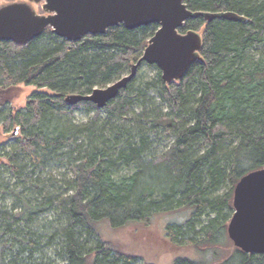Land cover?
Wrapping results in <instances>:
<instances>
[{
	"label": "trees",
	"instance_id": "16d2710c",
	"mask_svg": "<svg viewBox=\"0 0 264 264\" xmlns=\"http://www.w3.org/2000/svg\"><path fill=\"white\" fill-rule=\"evenodd\" d=\"M184 2L247 21L188 20L180 32L203 29L204 62L171 84L153 65V77L137 73L103 109L66 97L118 80L158 25H120L77 42L50 29L25 46L0 41V123L21 136L3 154L11 180L0 176V264H139L98 225L119 229L180 210L188 218L166 228L174 246L228 241L235 187L264 168V0ZM20 84L53 95L35 92L16 111ZM77 111L92 116L77 123ZM61 168L73 177L58 181L50 170ZM174 264H264V255L235 247L222 261Z\"/></svg>",
	"mask_w": 264,
	"mask_h": 264
},
{
	"label": "water",
	"instance_id": "95a60500",
	"mask_svg": "<svg viewBox=\"0 0 264 264\" xmlns=\"http://www.w3.org/2000/svg\"><path fill=\"white\" fill-rule=\"evenodd\" d=\"M32 4H42L46 15L38 14ZM200 18L207 23L217 19L247 21L233 12L192 11L184 0H28L0 7V41L25 46L50 29L60 38L77 42L88 35H105L120 25L129 30L158 25L129 75L91 94L66 97L71 106L92 102L103 109L136 77L143 64L156 66L162 79L171 84L182 81L196 62L203 63L202 33L180 32L188 20ZM233 208L229 239L245 253L264 255V168L248 173L237 183Z\"/></svg>",
	"mask_w": 264,
	"mask_h": 264
},
{
	"label": "rangeland",
	"instance_id": "374dc122",
	"mask_svg": "<svg viewBox=\"0 0 264 264\" xmlns=\"http://www.w3.org/2000/svg\"><path fill=\"white\" fill-rule=\"evenodd\" d=\"M15 2H28V0H0V7ZM32 6L38 14L46 15L42 9V4H32ZM198 31L202 33L203 29ZM150 67L152 66L145 65L142 69L138 70V73H146L150 77H153L156 74V71ZM130 68H128V70H126L119 79L129 75ZM35 92L53 95V93L46 88L38 89L35 86L20 84L12 91L13 100L10 108H13L16 111L24 109ZM91 116L92 115H87L83 111H77L73 114L74 120L77 123L85 122L90 119ZM16 131V127H10L9 129L0 123V176L2 179L6 180L9 179V177L5 174V165H7L8 162L3 157V154L5 150H10L9 147L11 145H15L18 138L21 137L18 136L17 138V134H15ZM50 171L58 181L64 179L65 177H73L71 169L61 168L51 169ZM10 203L12 202H9V204ZM17 211L19 212V209ZM48 215L47 217L49 220H53L54 216L52 214ZM188 216L189 213L183 210L173 213H161L153 216L147 223H131L119 229H114L107 221H103L98 225V232L104 240L114 243L127 254L139 257V264H174L178 258L190 259L194 261L211 260L212 262H218L220 260H224L232 253L235 246L229 237L228 241H226L224 245L210 249L196 248V246L187 245L174 246L171 244L166 237L167 225L184 221L188 218ZM214 250L217 251L218 255L213 254Z\"/></svg>",
	"mask_w": 264,
	"mask_h": 264
}]
</instances>
